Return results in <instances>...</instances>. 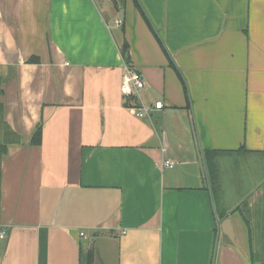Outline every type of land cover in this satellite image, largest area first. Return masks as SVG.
<instances>
[{
    "label": "crops",
    "instance_id": "1",
    "mask_svg": "<svg viewBox=\"0 0 264 264\" xmlns=\"http://www.w3.org/2000/svg\"><path fill=\"white\" fill-rule=\"evenodd\" d=\"M0 107V264H264V0H0Z\"/></svg>",
    "mask_w": 264,
    "mask_h": 264
},
{
    "label": "built area",
    "instance_id": "2",
    "mask_svg": "<svg viewBox=\"0 0 264 264\" xmlns=\"http://www.w3.org/2000/svg\"><path fill=\"white\" fill-rule=\"evenodd\" d=\"M119 25V22H118ZM146 88L145 80L143 76L133 70L130 66H126L124 75L122 77V85H121V94L125 98H133L140 102V94ZM164 107L162 102L156 103L154 107H145L144 105H140L139 107L133 108L135 115L138 118H146L152 115V111L162 110ZM176 166V162L173 160H165L160 163V167L162 169H173ZM85 237L84 235H82ZM7 237V232L0 226V240H4ZM86 238V237H85Z\"/></svg>",
    "mask_w": 264,
    "mask_h": 264
},
{
    "label": "trees",
    "instance_id": "3",
    "mask_svg": "<svg viewBox=\"0 0 264 264\" xmlns=\"http://www.w3.org/2000/svg\"><path fill=\"white\" fill-rule=\"evenodd\" d=\"M129 45H128V43L127 42H125V44H124V46H123V49H122V54H123V56H124V59H125V61H126V63H127V65L128 66H131L130 65V55H129ZM30 62L31 63H37V62H39V60L37 59V58H32L31 60H30ZM3 112V110H2V108L0 107V113H2ZM42 143V127L40 126L37 130H36V132H35V134H34V136H33V141H32V144L34 145V146H39L40 144ZM93 251H90L89 252V254H88V256H87V260H88V263H91L92 262V260H93Z\"/></svg>",
    "mask_w": 264,
    "mask_h": 264
},
{
    "label": "rangeland",
    "instance_id": "4",
    "mask_svg": "<svg viewBox=\"0 0 264 264\" xmlns=\"http://www.w3.org/2000/svg\"><path fill=\"white\" fill-rule=\"evenodd\" d=\"M260 215H262V214H260ZM260 220H261V217H260ZM261 236L264 237V234H261ZM260 247H262V249L261 250H258L259 251V254H260L258 258H259L260 261L262 260L261 262H264V245L262 244V246H260ZM84 264H88L87 258L84 259ZM99 264H107V263L106 262L103 263L102 262V259H101Z\"/></svg>",
    "mask_w": 264,
    "mask_h": 264
}]
</instances>
